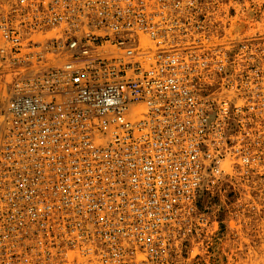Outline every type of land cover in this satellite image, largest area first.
Listing matches in <instances>:
<instances>
[{
  "label": "built area",
  "instance_id": "built-area-1",
  "mask_svg": "<svg viewBox=\"0 0 264 264\" xmlns=\"http://www.w3.org/2000/svg\"><path fill=\"white\" fill-rule=\"evenodd\" d=\"M225 6L0 0V264H186L264 175V35Z\"/></svg>",
  "mask_w": 264,
  "mask_h": 264
},
{
  "label": "rangeland",
  "instance_id": "rangeland-1",
  "mask_svg": "<svg viewBox=\"0 0 264 264\" xmlns=\"http://www.w3.org/2000/svg\"><path fill=\"white\" fill-rule=\"evenodd\" d=\"M209 5H226L239 18L242 34L264 35V0H209ZM200 206L216 221L189 239L186 264H264V175L227 178Z\"/></svg>",
  "mask_w": 264,
  "mask_h": 264
}]
</instances>
